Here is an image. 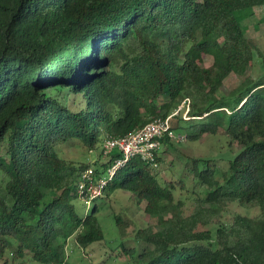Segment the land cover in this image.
<instances>
[{"label":"trees","instance_id":"obj_1","mask_svg":"<svg viewBox=\"0 0 264 264\" xmlns=\"http://www.w3.org/2000/svg\"><path fill=\"white\" fill-rule=\"evenodd\" d=\"M260 7L264 0H0V264H67L72 238L80 249L103 241L98 199L87 206L79 194L82 173L105 177L121 157L104 155L108 137L166 120L186 100L189 119L184 109L170 119L175 133L191 142L222 135L239 146L227 170L192 160L194 212L185 216L175 185L159 178L161 150L157 167L129 160L104 193L146 202L155 228L135 233L145 264H264V75H249L264 55L244 25ZM204 56L211 67L200 64ZM232 74L242 81L222 95ZM71 95L82 100L78 110ZM64 145L99 156L67 160ZM229 203L259 215L198 230Z\"/></svg>","mask_w":264,"mask_h":264},{"label":"rangeland","instance_id":"obj_2","mask_svg":"<svg viewBox=\"0 0 264 264\" xmlns=\"http://www.w3.org/2000/svg\"><path fill=\"white\" fill-rule=\"evenodd\" d=\"M250 13H253L252 16L244 23L246 36L257 43L264 55V7L256 8ZM200 64L209 68L213 64V59L210 56H204ZM249 75L256 80L264 75V60L262 58L254 60L252 67L249 69ZM241 81L242 78L239 76L230 75L224 81L221 89L222 95H228ZM57 94V92L53 93V95ZM65 94L58 96L63 102H65ZM81 102L80 98L71 95L68 105H72L73 109L78 110ZM180 132L190 136L194 135L196 130L186 129ZM189 139L182 138L178 132V134L175 133V139L172 142H165L159 154L161 162L157 171L162 182L175 185V200L176 202L184 200L183 211L185 216H189L194 212L195 206L193 204L194 199L197 197L196 194L195 196L193 194L195 187L192 176L189 174L187 176V169L190 168L192 160L209 159L215 162L222 170H227L229 167L228 161L239 151L237 144H233L229 148L227 139L222 135L207 136L198 142H191ZM60 154L67 160L81 162L86 156L88 157V162H94L99 156V150L86 153L83 147L64 145L60 147ZM180 181H184V188L179 183ZM74 203L81 214H86L91 209V207H87L88 205L85 206L81 200H77ZM96 204L99 206L98 220L104 239L101 242L92 244L87 249L77 247L74 238L69 240L66 247L67 264H145L139 259V255L145 245L142 243L138 244L135 240V233L137 230L148 226L155 228L154 222L145 212L146 202L138 203L130 192L117 190L113 194L104 193L101 199L96 201ZM204 207L207 208L208 206L204 205ZM239 214L256 217L259 215V209L241 207L237 203H229L225 210L213 219L211 224L200 225L198 230L214 232L219 226L230 224L233 217ZM119 219L121 223L118 222ZM125 248L136 250L134 259L121 254ZM6 258L11 260L13 254H6Z\"/></svg>","mask_w":264,"mask_h":264},{"label":"built area","instance_id":"obj_3","mask_svg":"<svg viewBox=\"0 0 264 264\" xmlns=\"http://www.w3.org/2000/svg\"><path fill=\"white\" fill-rule=\"evenodd\" d=\"M184 104L186 106H183ZM182 109H186L183 117L188 120V100L184 101L179 110L173 113L172 116L178 115ZM172 116L166 120H154L124 138L115 139L108 137L104 141L102 145L104 155L118 152L121 154V157L108 170L105 177L97 178L92 168L82 173L78 190L87 205H90L94 200L100 199L104 195L108 183L113 179L117 170L124 167L129 160L140 158L145 163L157 167L156 153L162 148V139L165 137L172 140L175 139V132L172 130L170 120Z\"/></svg>","mask_w":264,"mask_h":264}]
</instances>
